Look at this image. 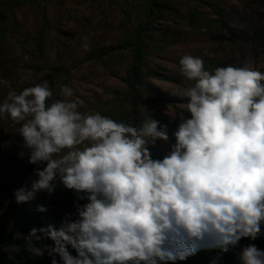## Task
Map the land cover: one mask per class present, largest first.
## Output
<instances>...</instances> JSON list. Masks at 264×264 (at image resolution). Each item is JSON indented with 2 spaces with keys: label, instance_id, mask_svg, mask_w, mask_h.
Wrapping results in <instances>:
<instances>
[{
  "label": "clouds",
  "instance_id": "obj_1",
  "mask_svg": "<svg viewBox=\"0 0 264 264\" xmlns=\"http://www.w3.org/2000/svg\"><path fill=\"white\" fill-rule=\"evenodd\" d=\"M81 46L89 49L87 37ZM179 64L194 83L184 93L189 115L171 137L152 118L136 127L82 113L67 85L59 86L63 99L51 103L48 82L8 92L0 119L19 125L18 155L26 151L27 162L38 166L30 184L14 191L17 204L41 192L51 196L58 185L76 197L59 229L30 230L31 254L47 251L52 264L56 255L62 264H157L183 261L201 248L227 253L264 235V71L247 63L209 71L190 54ZM157 141L170 144L163 159L152 158L149 146ZM42 239L53 245L35 247ZM236 257L264 264L255 244Z\"/></svg>",
  "mask_w": 264,
  "mask_h": 264
},
{
  "label": "rangeland",
  "instance_id": "obj_2",
  "mask_svg": "<svg viewBox=\"0 0 264 264\" xmlns=\"http://www.w3.org/2000/svg\"><path fill=\"white\" fill-rule=\"evenodd\" d=\"M157 4L166 10L154 9L153 0H0V103L9 91L44 82L53 90L51 103L63 99L59 86L67 85L82 113L98 111L136 127L152 118L167 125L171 137L189 115L184 93L194 83L180 72L183 55L202 58L209 71L244 63L264 71V0ZM84 37L88 50L81 46ZM138 51L142 79L132 89L126 80ZM18 128L10 118L0 119V215L9 218L17 235L8 204L16 189L35 178L38 167L27 162L26 151L24 158L18 155L23 144ZM149 147L153 159H163L171 150L163 141ZM55 194L38 193L26 204L29 209L46 207L45 227L59 229L53 215L73 205L76 197L60 185ZM248 244L264 250L257 240L242 239L226 264H240L236 253ZM7 252L14 259L24 253L19 247ZM33 257L34 264L42 263V256Z\"/></svg>",
  "mask_w": 264,
  "mask_h": 264
},
{
  "label": "trees",
  "instance_id": "obj_3",
  "mask_svg": "<svg viewBox=\"0 0 264 264\" xmlns=\"http://www.w3.org/2000/svg\"><path fill=\"white\" fill-rule=\"evenodd\" d=\"M154 1V9L157 11L166 10L165 7L157 4V0ZM136 62L130 71V74L126 82L132 89H135V85L142 79L141 72V60L143 56L140 51L137 52ZM135 78V79H133ZM55 193L52 194L55 197ZM9 214L12 216L15 229L18 234H15L10 227V220L6 215H0V264H34V257L28 251V236L32 228H45V222L42 212L37 211V206L33 209H29L26 203L17 204L15 197L8 204ZM73 205L61 208L56 212L54 220L58 228L61 227L62 221L66 213L74 212ZM75 219V217H73ZM39 235V233H38ZM258 244L264 248V238L262 236L257 239ZM39 248H46L53 245V241L50 239H42L40 241H33ZM19 247L24 253L19 258H12L7 252L8 248ZM69 251L72 255H76L75 251L69 246ZM230 251L227 253H221L215 249L198 250L194 255L189 256L187 259L175 262H161L157 261V264H226L229 258ZM52 256H49L48 252L45 251L42 256L41 264H52ZM57 264H62L60 257L55 256ZM143 264V262H141Z\"/></svg>",
  "mask_w": 264,
  "mask_h": 264
}]
</instances>
